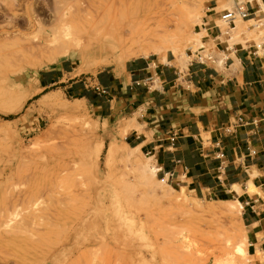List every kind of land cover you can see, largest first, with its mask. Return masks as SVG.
I'll use <instances>...</instances> for the list:
<instances>
[{"label": "rangeland", "instance_id": "374dc122", "mask_svg": "<svg viewBox=\"0 0 264 264\" xmlns=\"http://www.w3.org/2000/svg\"><path fill=\"white\" fill-rule=\"evenodd\" d=\"M251 3L0 0V264H250L237 199L217 203L152 176L153 159L123 141L127 119L105 117L61 83L43 89L39 75L60 63L91 78L140 57L194 60L213 55L219 34L259 43L264 20L221 19ZM63 13L85 37L58 54L46 42ZM28 18L46 19L43 29L23 27Z\"/></svg>", "mask_w": 264, "mask_h": 264}, {"label": "crops", "instance_id": "0c3cea01", "mask_svg": "<svg viewBox=\"0 0 264 264\" xmlns=\"http://www.w3.org/2000/svg\"><path fill=\"white\" fill-rule=\"evenodd\" d=\"M261 4L248 6L254 16L247 20L263 19ZM219 36L212 59L140 57L91 78L69 76L72 70L60 63L41 71L39 83L43 89L61 83L65 95L104 108L101 115L127 119L124 143L149 155L164 179L173 173L195 196L237 199L249 262L264 264V38L230 43ZM237 117L246 124L225 133ZM249 182L255 192H248Z\"/></svg>", "mask_w": 264, "mask_h": 264}, {"label": "bare ground", "instance_id": "6f19581e", "mask_svg": "<svg viewBox=\"0 0 264 264\" xmlns=\"http://www.w3.org/2000/svg\"><path fill=\"white\" fill-rule=\"evenodd\" d=\"M101 1V0H100ZM103 1H106V0H103ZM111 1V5H113V3H115L116 0H110ZM108 2V0H107ZM232 2V1H231ZM103 3V2H102ZM230 3V2H229ZM228 3V4H229ZM122 7V6H121ZM125 8V7H124ZM228 8V7H227ZM68 9H71V6H69ZM123 9V7H122ZM82 10V9H81ZM84 11V10H83ZM67 13H63L62 15H60L59 17H56L57 18V22L58 24L55 25V26H50L49 30H50V33H51V37L49 40H47L46 42V45H48L51 49H54L55 52H57L58 54H66L68 53L71 49V48H74V49H79V45L81 43V37L78 36V33L76 31H73V28H71V26L69 25V21L68 20H71L70 17L66 16ZM65 16V17H64ZM31 17V16H30ZM44 17V16H43ZM47 18V17H46ZM29 21H25L24 23L21 22V24H23V27L25 28H29L31 26L34 27L37 26L39 29H43V26H42V21H46V19H41L42 21L40 20H36L35 18L30 21V18H28ZM10 21V20H9ZM254 20H252L253 22ZM31 22H33V24H31ZM50 24L52 23V20L49 21ZM258 22V21H257ZM256 23V22H255ZM13 24V23H12ZM16 24V23H15ZM20 24V23H18ZM235 28H239L237 26V23L235 24ZM21 26V25H20ZM8 27V26H7ZM18 27V26H17ZM22 27V26H21ZM103 28V27H102ZM133 32V31H132ZM130 33V32H129ZM27 34V33H26ZM23 35V34H21ZM33 35V34H32ZM80 35V33H79ZM135 36V35H133ZM30 37V36H29ZM83 37H85L83 35ZM82 37V38H83ZM23 38V37H22ZM32 38H36V35H33ZM122 38V37H121ZM30 40V39H29ZM122 41V40H121ZM41 43V42H40ZM145 52V51H144ZM34 53V52H33ZM142 53V52H141ZM145 56L146 53H145ZM224 57V56H223ZM187 59V58H186ZM186 59L184 61H186ZM184 61L182 62V64L184 63ZM222 59H218V64L219 63H222ZM77 68V67H76ZM77 71V70H76ZM79 71V70H78ZM84 71V70H83ZM79 73V72H78ZM76 75V73L74 74ZM156 172H157V169H152L151 170V174L152 176H155L156 175ZM233 188L239 193L241 190L238 186L234 185ZM248 192H255L256 191V188L254 187V185L249 182L248 183ZM217 203H223L222 200H216ZM231 209H232V212L233 213H238L236 207H234L233 205L231 206ZM240 212V211H239Z\"/></svg>", "mask_w": 264, "mask_h": 264}, {"label": "built area", "instance_id": "2783aa9c", "mask_svg": "<svg viewBox=\"0 0 264 264\" xmlns=\"http://www.w3.org/2000/svg\"><path fill=\"white\" fill-rule=\"evenodd\" d=\"M252 15L249 8H243L242 6H238V8H234L233 10H227L225 11V13H223L221 15V19L227 23L228 27H231V26H234L235 24V21L238 19V18H241V19H249L251 18ZM261 20H264L261 19ZM258 22H260V20H257ZM258 47V46H257ZM208 57V56H207ZM207 57H202L201 55H196V60H199V61H202L204 60L205 58ZM209 59H212L211 57H208ZM245 121L243 120L242 117H237L233 122H230L228 126H226L224 128V132L225 133H233L235 131L236 128L242 126V125H245ZM175 139L174 135L171 136V141L173 142V140ZM251 154H254L255 151H250ZM176 163H179V161H176ZM156 173H159V170H157ZM166 176V175H164ZM173 173H169L167 175V178L166 180L167 181H173Z\"/></svg>", "mask_w": 264, "mask_h": 264}]
</instances>
